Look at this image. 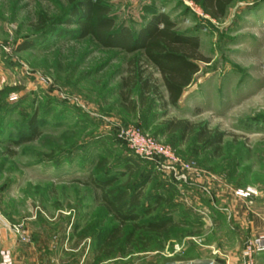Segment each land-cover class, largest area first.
<instances>
[{
	"label": "rangeland",
	"instance_id": "1",
	"mask_svg": "<svg viewBox=\"0 0 264 264\" xmlns=\"http://www.w3.org/2000/svg\"><path fill=\"white\" fill-rule=\"evenodd\" d=\"M107 3L115 30L139 33L162 14L197 36L200 71L171 106L142 50L83 37L67 0H0V249L53 264H234L252 237L246 219L264 217V0H234L220 19L192 0ZM26 42L34 46L19 49ZM136 66L164 99L143 104L134 88L136 108L125 109L121 84ZM32 119L38 138L13 144ZM172 120L197 129L184 134ZM202 130L220 135V151ZM131 139L157 154L140 157ZM147 176L137 221H116L93 186L131 188ZM169 218L163 234L143 227Z\"/></svg>",
	"mask_w": 264,
	"mask_h": 264
},
{
	"label": "trees",
	"instance_id": "2",
	"mask_svg": "<svg viewBox=\"0 0 264 264\" xmlns=\"http://www.w3.org/2000/svg\"><path fill=\"white\" fill-rule=\"evenodd\" d=\"M199 5L206 14L214 19L225 16L228 8L234 0H192ZM72 6L71 18L80 24L81 35L93 38L103 47H119L127 52L142 50L144 58L158 70L163 85L167 91L168 102L176 106L180 101L185 89L189 87L194 77L200 71L199 61H204L199 55L200 40L197 36L181 34L175 29L174 22L165 15H156L139 33L129 30H115L114 20L109 16L110 7L107 0H67ZM37 24L45 25L46 17L40 14ZM69 22H71L69 20ZM34 46L32 42H26L19 49H28ZM137 65V63H135ZM134 88L140 89L141 103H146V95L154 94L158 99H164L152 72L141 69L140 66L133 68V74L126 77L121 84L120 96L122 106L127 109L128 104L135 110L136 102L131 99ZM127 103V104H126ZM37 120L29 122L30 136L20 137L12 141L17 146L32 141L40 135ZM168 127L173 130L186 132L196 131V126L187 121H169ZM196 128V129H195ZM198 137L208 143V146L217 151L221 149L222 139L215 133L200 131ZM12 154H15L11 151ZM126 165L131 171L133 167ZM148 176L143 183L129 188H114L112 180H94V187L100 193L101 200L112 215L120 222L137 221L142 215L137 209L141 205L144 196V186L150 181ZM156 203H160L162 196H153ZM151 211H146L149 213ZM171 219L150 221L143 227L158 234L165 233L171 223ZM117 229H114L111 240L115 239ZM110 244V243H108Z\"/></svg>",
	"mask_w": 264,
	"mask_h": 264
},
{
	"label": "crops",
	"instance_id": "3",
	"mask_svg": "<svg viewBox=\"0 0 264 264\" xmlns=\"http://www.w3.org/2000/svg\"><path fill=\"white\" fill-rule=\"evenodd\" d=\"M247 225L250 224L251 236L259 235L264 230L263 215H249L246 219ZM230 261L234 264H241L242 254L238 256H231ZM0 264H53L45 255L40 257L37 251L24 250L19 248H4L0 249ZM256 264H264V252L259 253L256 257Z\"/></svg>",
	"mask_w": 264,
	"mask_h": 264
},
{
	"label": "built area",
	"instance_id": "4",
	"mask_svg": "<svg viewBox=\"0 0 264 264\" xmlns=\"http://www.w3.org/2000/svg\"><path fill=\"white\" fill-rule=\"evenodd\" d=\"M143 143L137 142L134 139H131V147L134 148L135 153L142 158L151 159L155 152H151L147 148L150 147L146 143L145 139H142ZM147 144V145H146ZM155 150V148H153ZM156 151V150H155ZM175 161V160H174ZM186 168H189L187 166ZM255 193L254 190L250 189L246 194L241 193L243 196H250ZM264 252V230L260 235H255L248 238L244 245V250L242 253V261L241 264H256V257L259 253Z\"/></svg>",
	"mask_w": 264,
	"mask_h": 264
},
{
	"label": "water",
	"instance_id": "5",
	"mask_svg": "<svg viewBox=\"0 0 264 264\" xmlns=\"http://www.w3.org/2000/svg\"><path fill=\"white\" fill-rule=\"evenodd\" d=\"M171 264H176V263H171Z\"/></svg>",
	"mask_w": 264,
	"mask_h": 264
}]
</instances>
